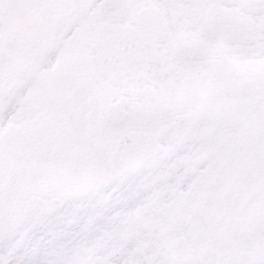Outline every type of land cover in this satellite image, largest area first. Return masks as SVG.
Segmentation results:
<instances>
[{
	"label": "flooded vegetation",
	"instance_id": "flooded-vegetation-1",
	"mask_svg": "<svg viewBox=\"0 0 264 264\" xmlns=\"http://www.w3.org/2000/svg\"><path fill=\"white\" fill-rule=\"evenodd\" d=\"M99 2L0 0V99L11 83L22 81L10 102L17 107L0 113V125H8L21 113L22 105L41 104L48 109L30 123L36 133H56L73 108L93 93L89 129L97 147L91 152L93 162H102L106 151L97 138L112 137L119 128L158 131L170 125L162 137L168 155L187 161L202 154L211 164L232 157L234 167L241 163L254 168L255 154L264 149V0H119V9L111 0L104 7ZM152 6L163 10V17L155 21L164 34L159 51L171 56L188 79L179 86L158 87L145 79L115 85L99 74L95 64L97 26L127 17L128 8L139 11ZM121 111L125 112L123 123L114 128L105 123L111 116L119 118ZM179 116L183 118L176 120ZM184 133H192L194 139L180 145ZM233 134L239 138L223 143L224 137ZM3 136L13 141L7 129ZM212 141L215 145L202 150L204 143ZM210 154L216 160H209ZM28 174L26 167L27 184ZM104 175L82 179L100 182ZM256 182L246 199L260 200L247 209L253 227L264 215V175ZM257 226L249 264H264V216ZM238 229L239 224L233 225L230 232Z\"/></svg>",
	"mask_w": 264,
	"mask_h": 264
},
{
	"label": "rangeland",
	"instance_id": "rangeland-1",
	"mask_svg": "<svg viewBox=\"0 0 264 264\" xmlns=\"http://www.w3.org/2000/svg\"><path fill=\"white\" fill-rule=\"evenodd\" d=\"M151 172H134L105 187L104 193H115L111 198L90 196L82 204L75 200L65 203L62 214L38 218L30 224V239L20 254H16L10 233L0 235V264H175L162 246L176 232H171V215L164 213L168 200L139 197L157 181L154 173L148 176ZM156 172L165 169L159 166ZM138 182L142 190L136 192ZM148 193L163 198L169 194L152 187ZM184 204L186 201L180 199L179 206L183 208ZM181 225L189 233L179 264H187L185 256L195 252L204 235L201 229Z\"/></svg>",
	"mask_w": 264,
	"mask_h": 264
},
{
	"label": "water",
	"instance_id": "water-1",
	"mask_svg": "<svg viewBox=\"0 0 264 264\" xmlns=\"http://www.w3.org/2000/svg\"><path fill=\"white\" fill-rule=\"evenodd\" d=\"M123 148L135 151L137 149L136 137L132 135V136H128L124 140L123 139L119 140L116 150L118 151Z\"/></svg>",
	"mask_w": 264,
	"mask_h": 264
}]
</instances>
